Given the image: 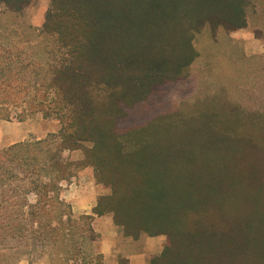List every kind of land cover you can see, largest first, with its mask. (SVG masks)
I'll use <instances>...</instances> for the list:
<instances>
[{
	"label": "trees",
	"instance_id": "1",
	"mask_svg": "<svg viewBox=\"0 0 264 264\" xmlns=\"http://www.w3.org/2000/svg\"><path fill=\"white\" fill-rule=\"evenodd\" d=\"M34 1L0 5L20 15ZM48 1L43 25L28 27L33 42H0V117L60 123L45 139L0 148V264L63 242L67 259L102 264L93 216L75 215L62 198V184L85 167L110 191L95 215L111 213L127 238L167 237L151 264H264V159L231 136L176 131L168 117L119 130L126 108L181 79L201 26L245 28L248 1ZM44 38L54 48L33 57ZM78 150L80 162L63 156Z\"/></svg>",
	"mask_w": 264,
	"mask_h": 264
},
{
	"label": "rangeland",
	"instance_id": "2",
	"mask_svg": "<svg viewBox=\"0 0 264 264\" xmlns=\"http://www.w3.org/2000/svg\"><path fill=\"white\" fill-rule=\"evenodd\" d=\"M247 1L246 27L228 31L216 24L201 26L184 49L188 65L181 79L153 88L147 100L126 108L127 115L119 124L121 132L142 126L155 117H168L174 121L176 131L205 128L212 134L231 136L238 140L241 150L249 149V153L264 159V0ZM48 5V0H35L20 15L11 14L0 5V42L13 41L18 46L25 39L33 42V37H28V27L40 28L33 26L32 21ZM54 44V39L44 38L40 47L30 53L33 57L44 56L46 47L54 48ZM19 122L28 124L23 127ZM1 126L9 135L34 129L23 141L42 140L60 129L57 119L44 118L40 113L22 121L0 117V148L10 146V138L2 135ZM83 156V151L78 150L64 158L80 162ZM82 169L78 168L75 174ZM83 237L77 236L75 242L85 251L91 243ZM68 247L63 242L38 256L24 257L17 264L98 263L95 258L89 262V256L88 262H84L81 253L67 259Z\"/></svg>",
	"mask_w": 264,
	"mask_h": 264
},
{
	"label": "crops",
	"instance_id": "3",
	"mask_svg": "<svg viewBox=\"0 0 264 264\" xmlns=\"http://www.w3.org/2000/svg\"><path fill=\"white\" fill-rule=\"evenodd\" d=\"M45 13L46 9L34 17L33 26L43 25ZM18 124L26 127L28 123ZM1 131L3 136H9V145H13L23 141L34 129L9 135L1 126ZM63 154L68 157L70 152ZM62 187V198L71 205L74 214L93 216L92 228L99 235L93 248L101 256L102 264H151L152 258L163 252L166 243L164 235L127 238L115 224L111 213L100 216L93 213L99 197L109 194L107 188L96 182L93 169L83 168L69 182L63 183Z\"/></svg>",
	"mask_w": 264,
	"mask_h": 264
}]
</instances>
